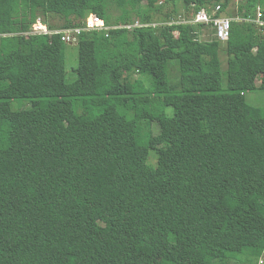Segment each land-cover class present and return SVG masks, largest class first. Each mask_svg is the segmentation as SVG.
I'll return each mask as SVG.
<instances>
[{
  "label": "trees",
  "instance_id": "16d2710c",
  "mask_svg": "<svg viewBox=\"0 0 264 264\" xmlns=\"http://www.w3.org/2000/svg\"><path fill=\"white\" fill-rule=\"evenodd\" d=\"M231 1L0 0V264H258L264 0L231 14L225 70L205 25L177 23L179 2ZM90 14L109 29L27 34Z\"/></svg>",
  "mask_w": 264,
  "mask_h": 264
},
{
  "label": "built area",
  "instance_id": "2783aa9c",
  "mask_svg": "<svg viewBox=\"0 0 264 264\" xmlns=\"http://www.w3.org/2000/svg\"><path fill=\"white\" fill-rule=\"evenodd\" d=\"M220 13V6L212 11H207L205 9H200L196 12H192V17L189 19H178L177 23L183 24H202L205 26H211L214 31V37L220 42H226L229 38L230 23L231 18L227 16L218 15ZM237 20H242L241 18H236ZM257 26L264 28V20L262 19L261 13L258 11L256 17L252 20ZM142 24L139 21H135L133 24L126 25L125 27H141ZM109 27L104 25L102 19L94 14L88 15L84 20L82 26L73 27L67 29H50L47 24L44 23L42 18L38 17L32 25V28L28 35H51L59 34L63 42L69 43L77 40V38L83 33L88 31H101L107 30Z\"/></svg>",
  "mask_w": 264,
  "mask_h": 264
},
{
  "label": "rangeland",
  "instance_id": "374dc122",
  "mask_svg": "<svg viewBox=\"0 0 264 264\" xmlns=\"http://www.w3.org/2000/svg\"><path fill=\"white\" fill-rule=\"evenodd\" d=\"M239 3V0H232L229 4V6L227 7V9L223 12V13H219V15L222 16H227L229 18H233V15L235 14L236 10H237V5ZM178 15H177V19H189L192 17V12L189 11L187 12L183 7H182V3L179 2L178 5ZM216 7L212 8V10H214ZM211 10V11H212ZM233 14V15H230ZM46 22L49 25L52 26H59L61 25V22L54 17H48L46 19ZM212 31L213 28L211 26H207L202 30V35H201V39L202 40H210L214 35H212ZM221 50L219 51V58L221 59V63H222V69L225 70L226 69V61H227V55L224 52V42H221ZM78 66V50H77V46L75 44H68L65 48V72H66V81L67 82H72L75 80L76 78V74H75V69ZM175 69H172V74L175 75ZM225 76H223V88L226 87L225 85ZM256 85H259V81L256 80ZM245 99L246 102L253 105V106H257V107H261L264 106V92L258 91V92H251V93H246L245 94ZM15 104H13V108L17 109V107H15ZM152 161V160H151ZM258 264H264V255L260 258V261L258 262Z\"/></svg>",
  "mask_w": 264,
  "mask_h": 264
},
{
  "label": "clouds",
  "instance_id": "9594fccd",
  "mask_svg": "<svg viewBox=\"0 0 264 264\" xmlns=\"http://www.w3.org/2000/svg\"><path fill=\"white\" fill-rule=\"evenodd\" d=\"M207 27V26H206Z\"/></svg>",
  "mask_w": 264,
  "mask_h": 264
}]
</instances>
